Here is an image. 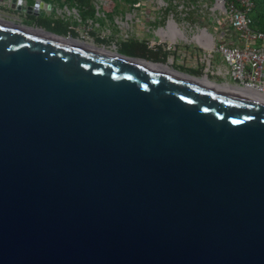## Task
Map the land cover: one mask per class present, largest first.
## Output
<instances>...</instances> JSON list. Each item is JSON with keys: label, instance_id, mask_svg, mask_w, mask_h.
Wrapping results in <instances>:
<instances>
[{"label": "water", "instance_id": "95a60500", "mask_svg": "<svg viewBox=\"0 0 264 264\" xmlns=\"http://www.w3.org/2000/svg\"><path fill=\"white\" fill-rule=\"evenodd\" d=\"M138 59L0 21V264H264V101Z\"/></svg>", "mask_w": 264, "mask_h": 264}, {"label": "rangeland", "instance_id": "374dc122", "mask_svg": "<svg viewBox=\"0 0 264 264\" xmlns=\"http://www.w3.org/2000/svg\"><path fill=\"white\" fill-rule=\"evenodd\" d=\"M31 1L27 0L28 3ZM42 1L50 4L48 15L42 13L37 17L27 16L23 19V22L33 29H42L51 33L57 32L63 38H73L77 41L80 39L92 44L93 47H105L117 54L140 58L153 63H162V65H167L178 72L195 71L194 75L200 77L198 69L203 68L205 62L200 59V53L190 54L193 49L191 43L177 42L176 45L161 43L160 46L157 45L158 38L154 36L152 30L157 26L164 27L169 16L173 17L177 24L184 28L189 37L198 27H207V29L212 30L214 25L207 21L206 13L211 0H162L164 4L160 8V14L144 15L145 17L140 22L132 20L128 24L125 22L127 13L141 16L142 10L146 11L149 8L152 10V6H146L141 2L142 0ZM201 5L206 6V9L202 8ZM259 12V17L261 15L264 17V4L259 6ZM154 16H158L159 21L154 19ZM261 20L264 24V18ZM139 24L149 30L139 32ZM139 43L149 48L150 53L138 57L142 55V51L137 46ZM195 58L198 69L186 64L189 60L195 61Z\"/></svg>", "mask_w": 264, "mask_h": 264}, {"label": "built area", "instance_id": "2783aa9c", "mask_svg": "<svg viewBox=\"0 0 264 264\" xmlns=\"http://www.w3.org/2000/svg\"><path fill=\"white\" fill-rule=\"evenodd\" d=\"M141 2L153 9L142 10L141 16L127 13L126 24L132 20L140 22L151 13L160 14V8L164 4L162 0ZM201 7L206 9L204 5ZM254 7L253 0H211L206 13L207 21L214 25L212 30L198 27L189 37L184 28L169 16L164 27L157 26L152 33L158 38L157 45L160 46L161 43L176 45L177 42H182L178 38L172 43L160 39L159 32H165L168 21L172 20L175 31H183L188 39V42L183 43H191L193 53L190 54L200 53V59L205 62L204 67L199 69L196 58L195 61L186 62L188 66L198 69L199 78L205 77L208 82L224 86L227 90L264 101V28L258 27L253 19ZM22 8H30V14L21 11ZM49 11L50 4L42 0H32L31 3L27 0H0V17H8L14 22L27 16L37 17L42 13L48 15ZM153 18L159 21L158 16ZM139 26V32L149 30L141 24Z\"/></svg>", "mask_w": 264, "mask_h": 264}, {"label": "bare ground", "instance_id": "6f19581e", "mask_svg": "<svg viewBox=\"0 0 264 264\" xmlns=\"http://www.w3.org/2000/svg\"><path fill=\"white\" fill-rule=\"evenodd\" d=\"M166 27H167V30L165 32L164 31L159 32V36H160L161 41H167L168 43H172V42H175L176 38H178V40H180L182 42H188L187 38H186L187 40H183L185 38L183 31H180V30L175 31V29H174L175 24L172 20L168 21ZM64 39H65V42H68L71 45L78 46L82 49H86L87 51L102 52V53H107L110 55H116L117 54L115 52H111V51H107V50H101L99 47H97V48L93 47L92 44L87 43V42L80 40V39H78L79 41H77L76 39H73V38H64ZM193 40H194V38H193ZM135 61H136L137 65H139L140 67L147 68V69H159V70H164V71H173V70L169 69V66L162 65V63H153V62L146 61L144 59H141V60L138 59ZM196 82L199 84H203V83L210 84V82H208V80L205 77L197 79ZM211 85L213 86L214 84L211 83ZM214 86L218 90L224 91L225 93L241 95V94L237 93L236 91L227 90L224 86H218V85L217 86L214 85Z\"/></svg>", "mask_w": 264, "mask_h": 264}, {"label": "flooded vegetation", "instance_id": "af4514ba", "mask_svg": "<svg viewBox=\"0 0 264 264\" xmlns=\"http://www.w3.org/2000/svg\"><path fill=\"white\" fill-rule=\"evenodd\" d=\"M0 21H2V22H4V23H8V24H12V25H14V26H19V27H26L27 29H32V27L30 26V25H28V24H25L24 22H23V20H20V21H16V22H14V21H11L8 17H5V16H3V17H0ZM53 33V32H52ZM56 33V35L58 34L59 35V33H57V32H54L53 34H55ZM137 46H138V49H140L141 51H142V55H140V56H138V57H142V56H144V55H147L148 54V52H149V48H147L144 44H142V43H139V44H137ZM95 47H97V46H95ZM99 48H102V49H104V50H107V51H111V52H115V51H112V50H109V49H106L105 47H99ZM150 51H152V50H150ZM116 53V52H115ZM150 53V52H149ZM123 55V54H122ZM169 69L170 70H173V69H171L170 67H169ZM184 74H186V75H188L189 77H191L193 80H195V81H197V79H200L197 75H194L195 74V71H188V72H186V73H184ZM202 86H205V87H211V88H214L215 86L214 85H216V84H214L213 86L211 85V83L210 84H206V83H203V84H201ZM217 86V85H216ZM216 88V87H215Z\"/></svg>", "mask_w": 264, "mask_h": 264}, {"label": "trees", "instance_id": "16d2710c", "mask_svg": "<svg viewBox=\"0 0 264 264\" xmlns=\"http://www.w3.org/2000/svg\"><path fill=\"white\" fill-rule=\"evenodd\" d=\"M253 2L255 4L254 10H253V19L257 23V26L263 29L264 24H263V20L261 19L264 17L262 15L259 17V13H260L259 6H261V4H264V0H253Z\"/></svg>", "mask_w": 264, "mask_h": 264}, {"label": "crops", "instance_id": "0c3cea01", "mask_svg": "<svg viewBox=\"0 0 264 264\" xmlns=\"http://www.w3.org/2000/svg\"><path fill=\"white\" fill-rule=\"evenodd\" d=\"M183 40H187L186 37ZM181 66V65H180Z\"/></svg>", "mask_w": 264, "mask_h": 264}]
</instances>
